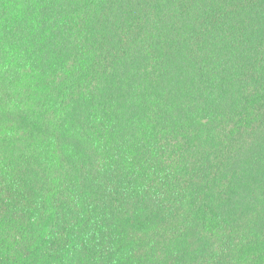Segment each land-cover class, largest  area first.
<instances>
[{"label": "trees", "instance_id": "1", "mask_svg": "<svg viewBox=\"0 0 264 264\" xmlns=\"http://www.w3.org/2000/svg\"><path fill=\"white\" fill-rule=\"evenodd\" d=\"M0 264H264V0H0Z\"/></svg>", "mask_w": 264, "mask_h": 264}]
</instances>
